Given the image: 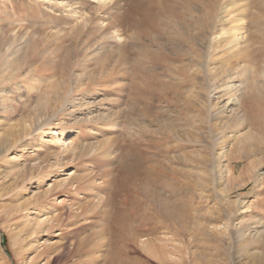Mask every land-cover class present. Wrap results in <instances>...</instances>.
Returning a JSON list of instances; mask_svg holds the SVG:
<instances>
[{"label": "rangeland", "instance_id": "374dc122", "mask_svg": "<svg viewBox=\"0 0 264 264\" xmlns=\"http://www.w3.org/2000/svg\"><path fill=\"white\" fill-rule=\"evenodd\" d=\"M262 126L264 0H0V264H264Z\"/></svg>", "mask_w": 264, "mask_h": 264}, {"label": "bare ground", "instance_id": "6f19581e", "mask_svg": "<svg viewBox=\"0 0 264 264\" xmlns=\"http://www.w3.org/2000/svg\"><path fill=\"white\" fill-rule=\"evenodd\" d=\"M137 2V1H136ZM146 5V4H145ZM148 5V4H147ZM173 7V6H172ZM170 8V7H165V10H164V14H166V16L168 17V18H170V20L168 19V21L169 22H167L168 23V25H167V30L169 31V33H171V34H174V37H173V39H170L172 42H170V40L166 37V39L169 41V43L170 44H173V46H178L177 44H183V42L181 41V39H180V37H179V34H180V30L184 27L185 28V26H187L186 24H185V18L183 17L182 18V16H180V12L178 13L176 10H174V7L173 8ZM147 8V7H146ZM164 9V8H163ZM142 11V10H141ZM187 11V10H186ZM160 12V11H159ZM185 12V11H184ZM161 13V12H160ZM187 13V12H186ZM141 14H142V17H141V22H143V21H145V16H144V13L143 12H141ZM198 18H200V17H198ZM155 21V20H154ZM199 21H200V19H199ZM157 21H155V23H156ZM167 23H165V24H167ZM170 23V24H169ZM196 24V23H195ZM200 24H201V22H200ZM159 25H161V24H159ZM158 25V26H159ZM199 25V24H198ZM201 26V25H200ZM169 29H172V30H169ZM199 30V29H198ZM168 31H167V33H168ZM165 34V33H164ZM166 36V35H165ZM155 41H156V39H155ZM188 43V42H187ZM165 49V48H164ZM177 50V49H176ZM167 51V50H166ZM177 52V51H176ZM178 53V52H177ZM150 55V54H149ZM253 91H256V90H253ZM256 101H258V100H256ZM252 104V103H251ZM256 115V114H255ZM258 116V115H257ZM256 118V117H255ZM261 119H262V116H261ZM259 122H261V121H259ZM256 123V122H255ZM262 125V124H261ZM262 128H264L263 126H262ZM123 173L125 174V176L128 178L129 177V179L130 178H135V171H134V169H132V167H129V168H125V169H123ZM157 176L155 175V174H151V176H149L148 178L150 179L149 180V182L147 181V179L146 178H144V179H140L139 180V184H140V187H138L137 189H135V191H136V195L133 197V199L134 198H136L137 196H145V197H147L146 199L148 200L149 199V202L151 203V202H154V198H155V192H154V189H155V178H156ZM75 189H77V188H75ZM76 193V192H75ZM132 199V198H131ZM132 201V200H131ZM155 207V206H154ZM162 208H163V212H164V214H163V216H164V218H165V220H166V223L164 224V225H162V226H164L165 227V229L166 230H168V229H170V225L171 224H173V220H174V211H173V209H170L169 208V205L168 204H163L162 205ZM58 219H59V217L57 216V218H55V221H58ZM137 225H139V223H137ZM160 226V224H158L157 223V225H156V223L153 225V227H152V230L155 232L157 229H159L160 227H157V226ZM136 228H137V226H135V229L133 228V232H131L130 231V233H126V234H128V236L126 237V234H125V232H124V230L123 229H120V228H112L113 230H116V232H118V233H121L122 232V236H121V238H124V239H126V240H128L127 242H129V243H133V244H135L136 242H137V240H138V235H137V233H136ZM149 228V227H148ZM80 229V228H79ZM137 231H139V232H142V229L139 227L138 228V230ZM150 231V230H149ZM144 232V231H143ZM170 232V231H169ZM168 233V232H167ZM152 234V233H151ZM154 234V233H153ZM126 242V241H125ZM126 242V244H128L129 245V243H127ZM111 243V242H110ZM169 243V242H168ZM153 244V243H152ZM148 245H150V244H148ZM152 246H154V245H152ZM156 246V245H155ZM154 246V247H155ZM166 246V245H165ZM152 248V247H149L148 246V249H146V250H144L145 251V253L148 255V256H150L151 258H153V259H155V260H157L160 264H166L165 263V260L163 259L164 257L163 256H165V255H163V253H162V255H161V253H160V250L161 249H155V248ZM161 247V246H160ZM167 250V249H166ZM166 250H165V252H166ZM143 251V252H144ZM165 254V253H164ZM166 254H168V253H166ZM120 259V257H119V253H117V252H115V251H113V252H109V256H108V259H107V261H106V263L105 264H125V263H123V261H120L119 260Z\"/></svg>", "mask_w": 264, "mask_h": 264}]
</instances>
